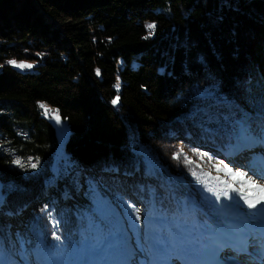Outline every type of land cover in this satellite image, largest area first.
<instances>
[{
	"label": "trees",
	"instance_id": "trees-1",
	"mask_svg": "<svg viewBox=\"0 0 264 264\" xmlns=\"http://www.w3.org/2000/svg\"><path fill=\"white\" fill-rule=\"evenodd\" d=\"M41 102L69 126L64 173ZM224 114L263 133L264 0H0V244L93 241L95 201L127 223L138 199L202 217L197 162L231 137Z\"/></svg>",
	"mask_w": 264,
	"mask_h": 264
},
{
	"label": "rangeland",
	"instance_id": "rangeland-1",
	"mask_svg": "<svg viewBox=\"0 0 264 264\" xmlns=\"http://www.w3.org/2000/svg\"><path fill=\"white\" fill-rule=\"evenodd\" d=\"M201 93L210 95L211 90L203 89ZM223 106L215 103L201 106L194 110L193 115L197 120L214 121ZM40 107L41 110L45 108L48 111L45 115L55 126L58 137L56 158L61 159L56 161L55 167L57 174L64 173L67 160L65 141L69 135V126L58 113L57 107L46 102H41ZM53 109L58 112L51 111ZM223 117L230 120L227 125L231 137L223 146L208 144L205 164L197 162L202 185L198 189L193 187V190L197 193L196 202L206 210L202 217L184 213L187 205L180 203L179 210L173 214V221L166 222V219L154 215L149 203L138 199L131 205L130 211L134 212L127 215L130 221L127 223L123 221L122 211L116 206L109 203L103 211L95 201V205H89L99 212L92 215V211H88L85 215L90 228L95 231L92 232L93 241L88 235H83L78 244L70 242L68 246H60L57 243H45L34 233L37 241L30 249V241L16 243L14 235H11V240L6 236L0 244V264H111V261L119 264L124 256L125 260L131 261L130 264H134V260L136 264H211L213 261L216 264H250L237 257L234 252L218 253V244L225 243L222 246L224 248L226 243L233 245L228 241L236 235L241 238L244 233L251 235L256 232L257 235L251 236H260L259 231H254L250 225L264 222V215L260 211L264 203L258 204L255 209L249 208L245 198L254 199L248 196V192H255V189H249L243 181L234 180L231 175L217 169L227 165L233 172L246 173L245 180L251 178L264 186V128L259 137L252 139L245 126L238 124L227 114ZM18 133L27 135L24 130H19ZM4 144L0 134V145ZM1 191L0 189V200ZM137 211L141 216L140 220H136ZM93 216L100 218L104 225H95L91 221ZM117 223L120 224L118 230ZM257 245H261V249H250L246 245L244 254L250 258L260 256V262L264 264V241L257 240Z\"/></svg>",
	"mask_w": 264,
	"mask_h": 264
},
{
	"label": "bare ground",
	"instance_id": "bare-ground-1",
	"mask_svg": "<svg viewBox=\"0 0 264 264\" xmlns=\"http://www.w3.org/2000/svg\"><path fill=\"white\" fill-rule=\"evenodd\" d=\"M260 211L264 215V207ZM250 226H251V228L254 231H257L258 230L259 233H260V236H251V235L256 234V232L254 234L252 233L251 235L250 234L248 235V233H244L241 238L239 237V235H236L231 241H228V242H232L233 245H230V243L229 244L226 243V247L224 248L222 246L225 243L218 244L219 245V246L217 245L218 248H219L218 249V253H226L227 252V254H228L230 252H234L235 255H237V257H239L240 259H243L247 263H250V264H262V262H260V256H257L256 257L257 259L256 258H253V257L250 258V257L247 256V254H244V251L243 250L246 249V245L247 246L249 245V248L250 249H256V248H259V247L261 249L262 246L261 245H257V240H263L264 241V222L263 223L260 222L258 225H250ZM252 226L253 227H256V228H253ZM244 230H245V228H244ZM229 245L231 246V248H230ZM221 248H224V250L222 249V251H221L220 250ZM263 251H264V249H263ZM124 254L126 255L127 252L124 253ZM127 260L128 259L125 260V256H124V258L122 259V261L119 264H121V263L130 264L129 262H131V261L128 262ZM132 262H135L134 264H136V261L135 260L132 261ZM111 264H113V261H111ZM208 264H210V263L208 262ZM211 264H216V262L213 261V263H211ZM217 264H220V263L217 262Z\"/></svg>",
	"mask_w": 264,
	"mask_h": 264
},
{
	"label": "snow or ice",
	"instance_id": "snow-or-ice-1",
	"mask_svg": "<svg viewBox=\"0 0 264 264\" xmlns=\"http://www.w3.org/2000/svg\"><path fill=\"white\" fill-rule=\"evenodd\" d=\"M155 27L156 26L154 24L148 25L149 29H155ZM11 63L15 64V61H12ZM17 66L18 67H31V65H23V64H19ZM116 102H117L116 100L113 101V103H116ZM57 119H59V117H57ZM174 158H176V157H174ZM17 163H19V162H17ZM32 167L36 168L37 164L33 163ZM217 170L218 171H224L227 175H231L234 180L243 181L244 183L247 184V187L249 189H255V192H253V191L248 192V196L254 197V199L245 198L246 203H247L249 208L255 209L258 204L264 203V186L254 182L251 178H248L247 180H245V177L247 175L246 173L241 172V171L233 172L232 169L229 168L227 165H224V167L222 169L218 168ZM225 183H226V181H225ZM229 187H232V185H229ZM225 195H226V193H225ZM140 219H141V216L139 215V212L137 211L136 220H140ZM55 238L57 240L60 239V237H58V236H56Z\"/></svg>",
	"mask_w": 264,
	"mask_h": 264
},
{
	"label": "built area",
	"instance_id": "built-area-1",
	"mask_svg": "<svg viewBox=\"0 0 264 264\" xmlns=\"http://www.w3.org/2000/svg\"><path fill=\"white\" fill-rule=\"evenodd\" d=\"M56 110H57V109H56ZM56 110L53 109V110H51V111L57 112ZM51 111H50V112H51ZM51 113H53V112H51Z\"/></svg>",
	"mask_w": 264,
	"mask_h": 264
}]
</instances>
